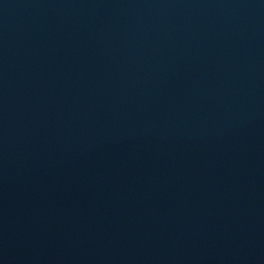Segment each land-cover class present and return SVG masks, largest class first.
<instances>
[{
  "label": "water",
  "instance_id": "95a60500",
  "mask_svg": "<svg viewBox=\"0 0 264 264\" xmlns=\"http://www.w3.org/2000/svg\"><path fill=\"white\" fill-rule=\"evenodd\" d=\"M0 264H264V0H0Z\"/></svg>",
  "mask_w": 264,
  "mask_h": 264
}]
</instances>
